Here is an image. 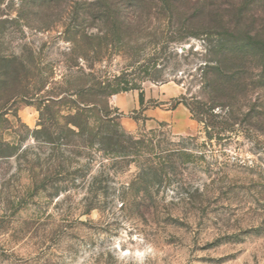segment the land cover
<instances>
[{
	"label": "rangeland",
	"instance_id": "374dc122",
	"mask_svg": "<svg viewBox=\"0 0 264 264\" xmlns=\"http://www.w3.org/2000/svg\"><path fill=\"white\" fill-rule=\"evenodd\" d=\"M90 1L0 0V264H264V79L208 140L179 102L206 44L167 42L187 16L105 36ZM84 81L139 104L72 133Z\"/></svg>",
	"mask_w": 264,
	"mask_h": 264
},
{
	"label": "trees",
	"instance_id": "16d2710c",
	"mask_svg": "<svg viewBox=\"0 0 264 264\" xmlns=\"http://www.w3.org/2000/svg\"><path fill=\"white\" fill-rule=\"evenodd\" d=\"M193 4L192 0H94L87 3L84 15L101 21L107 28L105 36L120 30V26L131 25L129 9L132 8V12L139 13H142V8L147 12L158 9L167 19L187 16L190 24L185 28H182L184 23L179 24L177 35L168 36L167 42L196 37L202 38L206 44L208 59L199 65L196 74H188L193 84L199 83L198 87L191 92L192 83H189L179 102L189 109L191 117L202 124L205 136L211 140L233 132L239 115H242L239 113L243 110V100L247 99L249 91L262 86L264 0H203L199 7ZM86 36L92 38L91 34ZM84 83L80 90H73L75 96L76 92L79 93L78 100L74 101L80 106L76 107L85 114H79L82 117L80 121L70 119L66 125L70 132L75 133V128L81 136L85 132L90 139L93 131L90 118L110 121L107 97L134 87L105 91L100 84L96 87L87 81ZM55 98L56 95L48 94L45 106L60 101ZM71 104L74 103L71 101ZM49 116L52 118L51 112ZM255 123L260 127L264 125V119L257 117ZM172 151L179 153L182 149L174 148Z\"/></svg>",
	"mask_w": 264,
	"mask_h": 264
},
{
	"label": "crops",
	"instance_id": "0c3cea01",
	"mask_svg": "<svg viewBox=\"0 0 264 264\" xmlns=\"http://www.w3.org/2000/svg\"><path fill=\"white\" fill-rule=\"evenodd\" d=\"M110 102L119 108V110L127 111L133 109L138 102V95L135 92L127 91L121 94H115L110 99Z\"/></svg>",
	"mask_w": 264,
	"mask_h": 264
}]
</instances>
